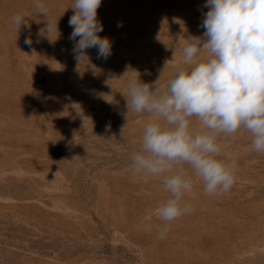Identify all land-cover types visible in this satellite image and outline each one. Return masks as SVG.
I'll use <instances>...</instances> for the list:
<instances>
[{
  "label": "rangeland",
  "instance_id": "1",
  "mask_svg": "<svg viewBox=\"0 0 264 264\" xmlns=\"http://www.w3.org/2000/svg\"><path fill=\"white\" fill-rule=\"evenodd\" d=\"M73 2L44 0V17L35 0H0V264H264V153L250 133L219 138L238 164L227 194L207 195L183 165L194 211L164 239L162 178L130 167L152 117L127 114L129 81L166 91L188 67L184 39L205 31L206 0H102L99 35L112 54L97 59L92 48L81 61L69 40ZM17 13L30 30L14 24Z\"/></svg>",
  "mask_w": 264,
  "mask_h": 264
},
{
  "label": "clouds",
  "instance_id": "2",
  "mask_svg": "<svg viewBox=\"0 0 264 264\" xmlns=\"http://www.w3.org/2000/svg\"><path fill=\"white\" fill-rule=\"evenodd\" d=\"M101 4L102 0L73 2L69 40L78 61L87 60V50L92 48L97 59L107 60L112 54L110 39L99 35ZM205 7L208 11L201 24L205 31L202 37L184 39L183 62L188 67L168 80L166 91L158 95L157 81L150 85L139 77L128 84L127 114L152 117L143 130L142 150L132 156L130 167L136 174L162 178L169 193L156 210L165 224L158 239L165 238L168 224L194 211L184 200L194 182L183 165L202 181L207 195H221L234 186L238 168L231 154L222 156L221 135L232 136L243 129L252 137L253 150L264 153V0H206ZM35 8L48 16L44 0H35ZM12 19L18 28L23 24L30 30L22 14ZM46 30L53 31L51 22ZM31 43L25 39V44ZM202 52L207 53L206 59H199ZM192 118L199 127H193Z\"/></svg>",
  "mask_w": 264,
  "mask_h": 264
}]
</instances>
